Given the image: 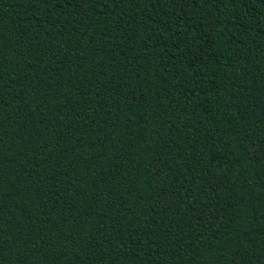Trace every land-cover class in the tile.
Masks as SVG:
<instances>
[{"label": "trees", "instance_id": "1", "mask_svg": "<svg viewBox=\"0 0 264 264\" xmlns=\"http://www.w3.org/2000/svg\"><path fill=\"white\" fill-rule=\"evenodd\" d=\"M0 264H264V0H0Z\"/></svg>", "mask_w": 264, "mask_h": 264}]
</instances>
